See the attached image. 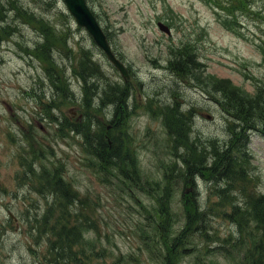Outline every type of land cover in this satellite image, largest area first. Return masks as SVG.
<instances>
[{
  "label": "rangeland",
  "instance_id": "obj_1",
  "mask_svg": "<svg viewBox=\"0 0 264 264\" xmlns=\"http://www.w3.org/2000/svg\"><path fill=\"white\" fill-rule=\"evenodd\" d=\"M232 1L224 0L217 8L218 0H89L109 33L113 50L131 69L128 84H124L129 88L134 82L139 87L133 97L138 107H133L134 116L128 113L121 131L126 133L124 140L143 174L160 176L162 162L170 159L164 122L157 110H144V95L185 103V108L194 109V135L223 140L229 135L227 114L219 104V94L206 82L228 78L250 95L262 93L258 90L264 86V0H249L247 8L233 9L236 17L228 16L231 9L225 8ZM12 7L16 13L10 24L0 25V264L54 263V255L46 262L45 254L56 241L61 221L70 220V212H76L79 202L70 205L60 193L52 191L43 179L44 171H56L58 178L78 190L89 203L85 209L101 227L99 234L92 228L81 231L87 246L93 244L98 255L87 258L81 254L79 258H66L64 264H160L150 249L154 238L148 237L153 231L151 211L157 204L149 203L140 188L134 195L120 187L126 180L113 168L107 167L100 174L94 171L100 164L87 146V137L112 129L108 111L96 104L97 99L87 98L84 87L70 79L74 96L60 70L43 59V53L49 50L43 45L35 47L43 42L64 45L60 34L67 31L62 27L73 17L62 0L50 10L42 0H15ZM221 8L225 16L216 12ZM159 20L172 27L171 35L158 28ZM71 33L72 61L81 46L92 48L94 58L105 70L103 79L95 82L100 87L107 81L123 85L118 69L92 44L88 33L76 24ZM184 43L195 45L202 63L199 78L187 81L170 70L172 63L168 68L171 45L175 44L174 59L175 50ZM64 60V55L63 59L58 57L63 65ZM51 90L54 96L48 100L46 95ZM259 102L263 107L264 98ZM248 144L252 189L264 193V136L250 132ZM198 182L197 191L204 200L210 187L202 179ZM181 192L176 191L175 209H180ZM61 213L64 219L60 220ZM217 217L211 215L221 235L236 231L229 219ZM206 223L214 227L212 222ZM257 235L255 225L248 224L243 250ZM155 237L160 241L158 235ZM207 246H214L208 238L200 243L188 240L176 264H212L213 260L236 264L233 253L217 248L210 252ZM231 246L227 244L226 248ZM150 253L154 260L148 257Z\"/></svg>",
  "mask_w": 264,
  "mask_h": 264
},
{
  "label": "trees",
  "instance_id": "obj_2",
  "mask_svg": "<svg viewBox=\"0 0 264 264\" xmlns=\"http://www.w3.org/2000/svg\"><path fill=\"white\" fill-rule=\"evenodd\" d=\"M3 2L4 0H0V19L4 18L3 21L9 22L10 13H13L15 8L6 10ZM44 44L43 46L49 47ZM190 48L181 47L177 58L171 61L173 72L182 80L199 78L197 73L202 71V64L197 61ZM77 66L86 82L87 98L94 100L99 96L101 102L98 106L108 110L110 116H113L110 121L112 129L90 133L87 146L102 168L118 170L120 176L126 180L124 186L120 187L132 190L134 195L136 188H140L153 204H157V208L153 206L151 211L150 225H154L160 241L156 240L150 249L158 257V262L176 264L185 253L188 240L200 243L202 239L208 238L214 243L213 247L206 248L210 252L220 249L233 253L236 256V264H264V193L252 189L253 177L249 173L247 163L249 131L260 130L264 133V105H259L260 98H264V91L260 95H250L225 78H213L206 82L217 91L219 102L229 115V135L224 141L190 137L188 130L192 129L193 110L181 107L180 101L156 105L155 109L160 113L167 128L168 147H171L172 155L169 160L162 162L161 177L148 182L143 181L135 169L127 142L124 140L126 133L121 131H124V121L130 112L127 86L109 83L105 88L101 86L99 91L98 84L92 80L102 74V67L86 53L78 57ZM198 177L203 178L210 187L209 195L204 200L196 191L195 179ZM43 179L46 183L49 182L50 187L53 183V189L66 198L70 205H77L79 202L76 212H70V220L68 218V222L61 221L56 232V241L51 242V250L48 249L49 252L45 254L46 259L54 255L52 264H64L66 258H79L81 254L87 258L91 255L97 256L98 251L93 244L89 243L90 248L87 246L81 232L82 229L97 228L99 234L101 229L90 215V211L84 207L89 204L87 200L63 179L56 178L53 172H46ZM181 186L183 190L179 202L180 209H175L174 197L177 189H182ZM188 186H192V189L186 190ZM79 207H82L81 211ZM212 214L224 221L225 218L229 219L235 225L236 231L226 236L221 235L213 224L215 221L211 219ZM59 218L64 219L62 213ZM206 221L212 222L214 227ZM250 223L255 225L258 235L253 238V244L243 250L244 232ZM227 244L232 246L226 248ZM101 251L104 253L106 250ZM151 255L154 257L153 253ZM211 263L217 264L215 260Z\"/></svg>",
  "mask_w": 264,
  "mask_h": 264
},
{
  "label": "water",
  "instance_id": "obj_3",
  "mask_svg": "<svg viewBox=\"0 0 264 264\" xmlns=\"http://www.w3.org/2000/svg\"><path fill=\"white\" fill-rule=\"evenodd\" d=\"M70 11L77 17L79 24L86 26L90 31L92 36L95 38L97 43L104 49L108 57L115 63V65L122 71L124 75H127L126 68L122 61L116 58L115 54L111 50V46L107 41L106 35L104 34L102 28L100 27L97 19L93 16L86 1L84 0H66Z\"/></svg>",
  "mask_w": 264,
  "mask_h": 264
},
{
  "label": "bare ground",
  "instance_id": "obj_4",
  "mask_svg": "<svg viewBox=\"0 0 264 264\" xmlns=\"http://www.w3.org/2000/svg\"><path fill=\"white\" fill-rule=\"evenodd\" d=\"M0 25L1 26H3L4 24H3V21H0ZM69 84L71 85V83H69L68 82V87H69ZM106 163V162H105ZM104 170V167L102 168V166L101 165H99V167L97 168V169H95L94 171L96 172V174H100L102 171ZM196 191H197V189H196Z\"/></svg>",
  "mask_w": 264,
  "mask_h": 264
}]
</instances>
